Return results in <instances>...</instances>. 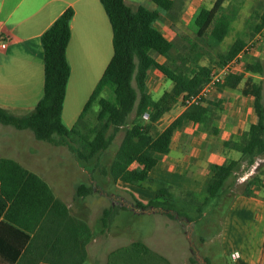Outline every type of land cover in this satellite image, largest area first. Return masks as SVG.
<instances>
[{"label":"trees","instance_id":"16d2710c","mask_svg":"<svg viewBox=\"0 0 264 264\" xmlns=\"http://www.w3.org/2000/svg\"><path fill=\"white\" fill-rule=\"evenodd\" d=\"M100 1L112 28L113 54L76 122L67 126L62 119L70 75L66 49L71 37L70 21L74 14L73 9L68 7L40 36L44 65L42 97L26 114H14L0 107V123L17 129H30L38 140L67 146L83 165L93 157L97 158L110 145L117 131L125 126L114 157L102 172L108 173L115 182L122 180L142 186L143 180L154 189L155 196L146 203L133 196L136 207H159L170 218L182 217L200 227L209 214H217L222 204H225L221 210L224 218L233 198L238 194L250 196L251 185L257 184V178L251 177L240 184L230 198L228 196L230 187L235 183L230 178L236 174L241 162L253 164L256 157L264 152V97L261 81L253 79L249 86L241 90L243 94L253 96L256 121L247 130L224 142V145L239 150L241 157L209 164L210 173L204 179L200 191L203 197H199V192L150 178L147 175L149 169L157 163L158 155L169 151V143L176 129L188 122L205 124L211 119L213 113L206 104L209 102L206 98L203 102L186 105L161 131L153 130L155 123L177 101L180 93L187 97L200 91L209 81L212 69L209 65L196 64L190 72H184L157 60L155 54L168 56L176 51L175 42L154 25L161 10L167 13L168 18L174 19L171 9L175 0H152L157 8L144 4L132 8L124 0ZM211 13L209 8L201 6L194 19L195 25L204 26ZM235 14L234 7L231 11H227L226 6L218 7L208 30L211 42L218 44L224 39ZM263 26L264 9L259 14L254 31ZM245 47L246 41L240 36L236 37L225 51L218 54L215 63L221 66L236 59ZM152 69L159 70L172 81V87L157 99L147 92L146 79ZM244 71L264 76V57L263 61L248 62L240 72H228L221 86L237 88ZM107 87L113 93L112 98L102 95ZM94 104L98 105L96 111L93 110ZM91 111L94 112V123L84 132L82 127L89 124ZM133 111L129 122L128 117ZM145 119L148 121L143 124ZM174 189L183 192L184 196L176 195ZM93 191V186L81 182L76 187V196H86ZM117 209L116 206L103 209L99 231L109 227ZM91 238L89 224L70 215L67 204L55 195L44 177L16 159L0 156V249L4 248V252H0V264L13 261L14 264H83L87 258L86 246ZM215 242L219 243L218 239ZM111 253L127 256L128 260L138 257L143 263L156 257L150 245L140 239Z\"/></svg>","mask_w":264,"mask_h":264},{"label":"crops","instance_id":"0c3cea01","mask_svg":"<svg viewBox=\"0 0 264 264\" xmlns=\"http://www.w3.org/2000/svg\"><path fill=\"white\" fill-rule=\"evenodd\" d=\"M124 1L132 8L139 4L157 8L152 0ZM177 3L180 8L176 9L174 19L167 18L165 12L160 11L155 21L160 22L159 26L154 22L155 27L171 40L177 35L173 31L174 27H184L187 23L185 18L190 14L196 13L201 6L212 12L217 11L225 0H175L173 8ZM68 7L73 9L74 14L70 21L71 37L66 49L70 75L63 101L62 119L67 126L76 122L113 54L112 28L100 0H0V30L8 40L7 47L0 50V107L14 114H26L42 97L44 65L40 36ZM148 78L149 76L146 79L147 92L154 98L152 92L156 91L158 85L154 83L152 89L155 91H152ZM210 96V99L214 96L221 99L223 108L217 109L205 124L188 122L176 129L169 143V151L158 155L157 163L149 169L147 175L150 178L200 192L204 179L210 173V163H223L228 159L237 160L241 157L239 150L224 145V142L247 130L256 121L253 96L243 94L238 87L215 89L208 97ZM66 103L71 104L69 106L72 109L67 122L64 118ZM206 104L211 112L215 109L212 103ZM184 108L185 105L178 102L171 106L155 123L157 130L161 131ZM169 111L171 115L165 121L164 117ZM74 119L76 120L73 121ZM256 158L262 160L260 155ZM257 164L260 165V162ZM251 166L241 176L240 183L251 177H263L257 165ZM118 182L124 183L129 192L143 200L155 196V192L146 190L145 185L122 180ZM251 188L250 196L238 194L233 198L223 218L224 232L220 239L222 254L229 253V245H234V252L238 253L227 264H264V196L259 193V185L252 184ZM251 213L256 215V219H252L256 223L247 226L245 222ZM259 227L262 230L259 237H251L250 230ZM14 263L15 261L8 264Z\"/></svg>","mask_w":264,"mask_h":264},{"label":"rangeland","instance_id":"374dc122","mask_svg":"<svg viewBox=\"0 0 264 264\" xmlns=\"http://www.w3.org/2000/svg\"><path fill=\"white\" fill-rule=\"evenodd\" d=\"M178 5L177 3L171 9L173 17L180 8ZM221 6H226L227 11H231L233 7L236 8V14L231 22L228 34L220 43L211 42L208 36V30L217 11L211 13L209 21L204 26L197 27L194 22L197 10L196 13L185 18L187 23L184 27H174L173 31L177 33L173 38L176 51L168 56L155 54L156 58L169 67L178 71L181 69L184 72H190L196 64L209 65L211 69L221 67L224 64L220 66L215 63L218 60V54L225 51L234 39L240 36L246 41V47L232 63L230 62V67L233 64V69L240 72L244 70L248 62L263 61L264 26L258 31H254V27L259 21V14L264 9V0H225V3ZM161 12L164 11L161 10ZM165 16L168 18L167 13H165ZM159 24L160 22H155L156 26H159ZM161 74L159 70L152 69L148 75L149 86L152 84L150 89L153 88L155 83L158 85L156 91L160 90L156 93L152 89V91H155L152 92L155 99L164 93L163 90L166 91L172 87V81ZM253 79L261 81L264 97V76L260 74L246 71L242 81L237 86L238 90L241 91L249 86ZM222 88L220 82L215 84L213 90H211L215 91V89ZM102 95L112 98L113 93L107 87L102 91ZM210 98L211 96L206 100L213 104L215 109L212 113L215 114L217 109L221 110L223 108V104H221V99L215 96L213 99ZM177 102L179 104L183 102L179 96L174 104H177ZM69 105L71 104L66 103L65 105L64 118L66 122L72 112ZM97 108L98 105L94 104L93 110L96 111ZM92 113L94 112L91 111L89 124L85 126L86 128L82 127L84 132L94 123V114ZM133 115L134 111L128 117L129 122ZM170 115L169 111L166 113L164 120L166 121ZM147 121L145 119L142 122L145 124ZM164 122H162V125ZM124 130L125 126H122L115 134L110 145L97 158L93 157L86 165H83L67 146L54 145L47 141L38 140L30 129H17L12 125L0 123V154L4 153L0 156L16 159L25 167L44 177L52 187L55 195L67 204L70 215L78 217L89 224L92 229V238L86 246L87 258L84 264H227L230 260L232 261L235 246L229 245V253L225 255L222 254L220 247V239L224 232L221 210H223L225 204H222L217 214H209L203 226L197 227L182 217H168L164 213V209L159 207H146L144 209L136 207L133 196L144 203L148 200L137 197L133 192H129L128 188L124 187V183L115 182L108 173L102 172V170L108 168L113 159ZM153 130L157 131V125ZM260 157L262 160L256 158L254 164H248L246 161L241 162L236 174L230 178V181L235 183L230 187L229 198L235 190L239 189L240 184H242L240 183L241 176L250 170L251 165H257L258 169L261 170L260 174L263 177H257L255 183L260 186L259 193L261 192V195L264 196V152L260 154ZM258 162H260V165L257 164ZM81 182L93 186L94 191L86 196H76V187ZM141 182L144 183L146 190L154 191L145 181L141 180ZM174 192L176 195L181 194L184 196V193L178 189H174ZM199 193V197H203V193ZM111 206H116L118 208L117 212L109 227L104 231H99L98 224L102 211ZM252 219H256L254 213H251L246 220L247 226L251 224L253 226L256 223ZM261 231L260 227L250 230V235L253 238H258ZM228 232L229 230H227ZM138 239L148 243L155 253L164 256V258L154 253L156 257L143 263L141 258L138 257L128 260L127 256H115L111 253L118 248L129 246ZM217 239L219 243L215 242ZM0 252H4V248H1Z\"/></svg>","mask_w":264,"mask_h":264},{"label":"built area","instance_id":"2783aa9c","mask_svg":"<svg viewBox=\"0 0 264 264\" xmlns=\"http://www.w3.org/2000/svg\"><path fill=\"white\" fill-rule=\"evenodd\" d=\"M7 44H8L7 36L4 34V32L2 30H0V50H4L7 47ZM239 55H240V53H239ZM234 60H232V61H234ZM232 61L225 63L221 67L212 68L209 81L206 82L203 85V87L200 89V91L197 92L196 94H192V95H188L187 97H183L182 93H180L179 97L184 102L183 105L186 106V105L191 104V103L203 102L204 99L208 98V96L210 95L211 91L214 88V85L218 84L220 82L222 83L224 81L225 75L228 72L235 71L233 69V64L230 67V62L232 63ZM146 116L147 115L145 114L144 117H146ZM237 256H238V253L235 252L233 258H235Z\"/></svg>","mask_w":264,"mask_h":264}]
</instances>
